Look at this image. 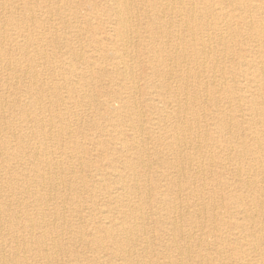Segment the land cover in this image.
<instances>
[{
    "label": "bare ground",
    "instance_id": "obj_1",
    "mask_svg": "<svg viewBox=\"0 0 264 264\" xmlns=\"http://www.w3.org/2000/svg\"><path fill=\"white\" fill-rule=\"evenodd\" d=\"M165 1L0 0V64L28 80L0 76V264H264V0ZM215 2L244 26L127 25ZM58 48L62 70H36ZM89 110L102 122L78 135Z\"/></svg>",
    "mask_w": 264,
    "mask_h": 264
},
{
    "label": "rangeland",
    "instance_id": "obj_2",
    "mask_svg": "<svg viewBox=\"0 0 264 264\" xmlns=\"http://www.w3.org/2000/svg\"><path fill=\"white\" fill-rule=\"evenodd\" d=\"M27 1L28 0H23V3L27 2ZM192 3L193 2L191 0H184V4L177 2L174 7L176 9H182L183 11L194 9V11H196V12L201 11L202 9H204L205 7H207V5L206 4H203V3H198V4H196V3L195 4L194 3L192 4ZM248 3L253 4V5H257V4L259 5V1H255V0H253L251 2H248ZM165 4H166V1L165 0H160V8L162 7L161 9H163V6H165ZM110 5L111 4L109 2H107V4H105V8L108 9V12H105L101 16V18H96V20L93 21L94 26H98L99 24H104L105 27H106V30H111L112 28L118 26V25L114 26L115 25V22H116V20H115L116 19V16L114 15V13L111 12ZM44 6L45 5H43V4L42 5H38L37 7L34 6V11L36 13H40V12L45 13V11L47 9L44 8ZM211 6H212V9L214 10V12H215L216 15H214V16H210V15H204V16H202V13L201 14H198V15H200L199 18L200 17L201 18L203 17V18L200 19V21L199 20L198 21H195L194 23L193 22H191V23H187L186 22V21H188L186 19V16H191L190 15V12H188V15H187V13L182 15L181 13L178 14L176 12H172V11L167 10V11H164L163 13L160 11V13H158L157 15H155L153 13L151 14V11L144 12L143 10H140L139 12H137L135 14H132V17H131V14L128 15V18L130 19V22L127 23V25L129 27H131V28H138V29H144V28H146L148 26H151V25H158V26L168 27V28L172 29V31L173 30L176 31V28L177 29H183V28H185L187 26L188 27H190V26L191 27H198V28H200V27H202V28H225L227 26L226 23L228 21L232 22V24L237 25L238 27H243L244 26L243 22L241 21V17H244V15H245V9L243 7H241L239 5L234 6L231 3H216V2L213 3V4H211ZM80 9H84V7L80 8ZM20 13H21V15L23 17V13L22 12H20ZM164 13H165V15H164ZM3 14H4V12L0 13V15H3ZM21 15H19V16H21ZM162 15H164V16H162ZM226 15H228V16H226ZM251 17H254V16H251ZM87 18H88V12H87V10H85V11L81 12V14L79 15V19L76 18L72 22L75 23V22L79 21L80 24L82 23L84 25L83 22H87ZM169 24H171V25H169ZM185 24H187V25H185ZM174 31L172 33H174V34L175 33H178V32H174ZM150 34L151 33H149V32H142L141 33V35H144V36H148ZM68 36H65L62 42H64L65 40H67ZM48 49L49 50H52L53 47H49ZM55 50L58 52V56H55L56 59H53L50 62H45V63H42L41 62L40 65L36 68V70L45 73L46 72L45 70L47 69V71H48V67L50 65H51V67L54 65L59 70H62V66H61V64H62V61H61L62 58H61V56L64 55L65 50L64 49H60V48L55 49ZM84 52L86 54H88V55H91L92 54L90 52V50H88V48H86V47L84 48ZM16 54H17L16 55V58L23 57V56H21L18 53H16ZM65 56H67V55H65ZM110 67H111L110 65L107 66L108 69H110ZM82 69H83L82 63L81 62H76V72L78 74H80L81 71H82ZM0 71H1L0 76H2V77H9V76H11V77L14 76L15 77V76H18L19 78H22V79H20L22 82L26 83L28 81V80H26V76L24 74H22L20 72L13 73V72H10V70L7 71L2 64H0ZM49 73L50 72L48 71L45 74H49ZM146 73L147 72H145V74ZM24 76H25V78H24ZM142 85H143V83H142ZM17 87L18 86H15V88L13 87V89L11 90V93L13 91H15V90L18 91ZM4 88L8 89V88H10V86H8L7 84L6 85H3V87H1V90L4 89ZM204 101H205V99L202 98L201 100H198L197 103L198 104L199 103H205ZM197 103H194V104L197 105ZM117 105L118 104H116V106ZM150 114L151 113H149V114L146 113V118H150L151 117ZM102 119H103V117L101 115H97L96 113H94V111L89 110L87 112V114L84 115V117H82L79 120L78 125H75L73 127V129L78 133V135H81V136H84L86 134H91V135L92 134H95L96 133L95 130H92V131L90 130V122L100 121V123H101L102 122ZM201 130L203 131V130H205V128H203ZM208 132L213 133V131H211V130H209ZM25 133H26L28 139H30L29 132L26 131ZM82 141L85 142L84 139H82ZM87 143H88V141H87ZM86 146L88 147V150H89V158L95 159L96 156L99 154L97 152V149L94 148V147H92L89 144H86ZM192 153H194V152H192ZM166 158L168 160H171L172 159V157H169V156L166 157ZM164 159H165V157H164ZM217 173H218L217 168H215V174H217ZM4 174H5V171H1L0 172V175H4ZM225 177H227L228 179H232V182L234 180V174H230V172L226 173L225 174ZM235 183L237 184L238 182H235ZM234 188H235V186H234ZM26 202H27V200H26ZM27 203L30 205V200ZM27 203H26V205H27ZM84 204H89V203L87 201H85ZM16 210H21V209L16 208ZM31 213H35V210H32L31 209ZM69 214L70 213H67V215H69ZM184 223H185V225H189V222H187V221H184ZM206 225H207V221H206ZM67 236L68 235H66V237ZM200 238H205V236L202 234V236ZM155 240H156L155 241V243H156L155 248H157L159 250L164 249V243H166V241H167V236L160 234V236L158 235V238H156ZM194 248L195 247L192 246V249L193 250H194ZM77 250H79V249H77ZM64 260H66V261L69 260V257H65ZM192 262H193V264H196L197 263L196 258L193 259Z\"/></svg>",
    "mask_w": 264,
    "mask_h": 264
}]
</instances>
